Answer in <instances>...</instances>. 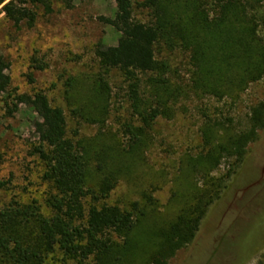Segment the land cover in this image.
I'll list each match as a JSON object with an SVG mask.
<instances>
[{
	"label": "rangeland",
	"instance_id": "rangeland-1",
	"mask_svg": "<svg viewBox=\"0 0 264 264\" xmlns=\"http://www.w3.org/2000/svg\"><path fill=\"white\" fill-rule=\"evenodd\" d=\"M143 1L133 0L134 16L148 22L151 10L141 5ZM31 8L34 22L8 16L0 4V53L11 63L12 78L9 90L0 94V175L7 181L0 190V211L14 202L36 201L44 216L53 214L47 198L55 190L43 178L44 163L31 153L41 137L37 126L41 119L26 104H20L13 116L7 115L16 94L43 90L53 106L64 109L68 135L84 150L86 186L100 190L116 183L100 203L132 209L138 202L144 210L121 262L145 264L158 254L161 232L177 219L187 198L184 194L205 184L204 170L200 173L198 168L207 148L203 132L208 129L207 116L220 121L231 116L241 126L250 107L264 102V78L242 92L237 102L219 97L193 81V51L187 37L169 31L156 45L157 67L129 79L117 68L101 66L95 54L99 43L116 45L120 37L101 19L115 15V0L58 1L52 11L42 5ZM36 63L45 68L34 69ZM154 108L164 112L146 124L143 116ZM129 128L141 132L139 143H132ZM215 129L211 128L213 136ZM262 140L260 149L264 136ZM230 164L224 160L211 178L227 180ZM227 182L226 195L211 208L194 244L179 250L170 264H237V255L254 247L248 225L250 214L264 208V154L259 157L256 151L245 157ZM92 203L88 197L86 204ZM253 219L260 223L261 215ZM15 230L33 240L39 225L32 221ZM203 251L207 255L202 257ZM64 257L56 250L44 264L76 263ZM244 264H264V245Z\"/></svg>",
	"mask_w": 264,
	"mask_h": 264
},
{
	"label": "trees",
	"instance_id": "trees-1",
	"mask_svg": "<svg viewBox=\"0 0 264 264\" xmlns=\"http://www.w3.org/2000/svg\"><path fill=\"white\" fill-rule=\"evenodd\" d=\"M58 1L71 4V0H0V4L8 16L34 22L36 13L32 4L52 11ZM115 1V15L101 19L120 32L118 42L111 46L99 43L95 49L101 66L106 69L117 68L129 79H136L140 72L154 70L158 63L156 45L171 31L187 37L193 51V81L203 89L237 102L242 92L264 78V0H176V5L175 0H144L141 5L151 10L152 19L148 22L135 18L133 0ZM10 66L9 60L0 53V94L11 87ZM33 68L44 69L45 64L36 63ZM31 75L29 80L34 81ZM20 104L30 106L41 119L37 124L41 137L31 153L44 163L43 178L55 190L47 198L53 214L44 216L36 201L26 205L14 202L0 211V264H44L56 250L76 260L72 264H91L90 260L97 264H122L144 210L138 202L132 209L100 203L116 183L105 184L100 190L86 186L84 150L68 135L64 109L53 106L43 90L16 94L7 115L13 116ZM163 112L154 108L143 120L149 124ZM246 116L241 126L231 116L221 121L207 116L208 129L203 130L207 148L201 156L205 165L198 168L200 173L204 170L205 184L184 194L187 198L177 219L161 232L158 254L145 264H170L169 259L179 250L194 244L211 208L226 195L227 180L248 155L257 151L262 157L264 102L252 105ZM215 126L213 136L211 128ZM129 132L133 144L141 141V132H134L133 128ZM224 160L231 163L228 179L213 180L211 173ZM2 161L0 151V164ZM6 186L7 181L0 175V190ZM88 197L94 203L87 205ZM256 214L261 215L260 223L253 219ZM32 221L39 225L33 240L16 233L17 226ZM248 234L254 247L240 252L243 259L238 264H244L264 245V208L250 214ZM207 251L202 252V257Z\"/></svg>",
	"mask_w": 264,
	"mask_h": 264
},
{
	"label": "flooded vegetation",
	"instance_id": "flooded-vegetation-1",
	"mask_svg": "<svg viewBox=\"0 0 264 264\" xmlns=\"http://www.w3.org/2000/svg\"><path fill=\"white\" fill-rule=\"evenodd\" d=\"M242 254H243V253H242ZM242 256H243V255H241L240 253L237 255V259H236L237 264L243 259Z\"/></svg>",
	"mask_w": 264,
	"mask_h": 264
}]
</instances>
